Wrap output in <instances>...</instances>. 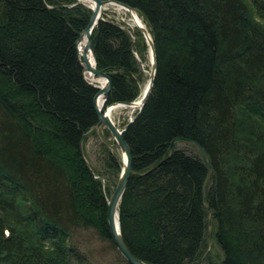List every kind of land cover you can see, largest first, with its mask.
<instances>
[{"label": "trees", "instance_id": "1", "mask_svg": "<svg viewBox=\"0 0 264 264\" xmlns=\"http://www.w3.org/2000/svg\"><path fill=\"white\" fill-rule=\"evenodd\" d=\"M75 1L0 0V264H85L73 227L113 245L109 194L79 151L97 88L77 60L90 10ZM115 1L142 18L156 58L122 126L132 155L122 240L147 264H198L210 261V229L220 264H264V0ZM112 21L90 35L111 83L104 106L139 96L147 60L138 28ZM105 164L119 173V157Z\"/></svg>", "mask_w": 264, "mask_h": 264}, {"label": "water", "instance_id": "2", "mask_svg": "<svg viewBox=\"0 0 264 264\" xmlns=\"http://www.w3.org/2000/svg\"><path fill=\"white\" fill-rule=\"evenodd\" d=\"M88 1L91 2L90 6H87L81 0H76V2L81 3L82 5H84L90 10L88 21L86 25L84 26V28L79 32L77 39L75 41L76 56H77L79 65L82 68V75L85 71H88L95 77L103 79L104 83L102 86H98L87 80L88 83L92 84L94 87L97 88V92L95 93L93 100H92L93 110L96 114L97 121L91 128L96 130L102 126L109 132L112 140L114 141L115 145L117 146L120 152V163H121L115 186L106 200V221H107L111 241L116 251L119 253V255L122 258H124L128 264H147L146 262L132 255V253L129 251L128 247L126 246L124 240H122V237L120 235L118 215H117V206H118L121 194L122 192H124L126 188L128 178L132 170L131 169L132 155H131V151H130L128 144L126 143L124 138H122V135H121L124 129H118L113 124L109 115L106 113V109L111 108L116 105H124L125 107L129 109L136 108L137 110H140L142 108L149 94V91L152 87V83H153L155 72H156V58H155L154 44H153L152 37L146 25L144 24V22L142 21L140 17H139L140 19L138 22V20L136 19L137 12L132 7L128 6L127 4L115 1V0H88ZM106 4H111L113 8L118 9V10H125L129 13L130 19L132 20L135 27H137L138 30L143 35L146 45L148 47V53H149V58H150V72H149L147 83L143 91L141 92L139 99L133 100L130 102H113V103L107 104L105 108H102L109 94V91L111 89V83H110V79L107 74L95 68L93 51L91 48L90 35H91L92 30L98 23V21L102 19L103 7ZM80 43H82L81 52H79ZM87 52H90L92 56V65H89L88 61L86 60ZM83 78L86 80L84 75H83ZM98 98H101V101H102L101 107L97 106L96 101ZM186 141L194 144L197 147V149L206 156V153L203 151V149L198 143L190 139H186ZM172 148H173V144L170 146V149ZM79 151H80L82 158L85 160L82 150H81V143L79 144ZM211 171L212 170L210 168L209 173H211ZM207 238L208 240L210 238V229L208 230Z\"/></svg>", "mask_w": 264, "mask_h": 264}, {"label": "rangeland", "instance_id": "3", "mask_svg": "<svg viewBox=\"0 0 264 264\" xmlns=\"http://www.w3.org/2000/svg\"><path fill=\"white\" fill-rule=\"evenodd\" d=\"M108 9H112L113 11ZM108 9L107 11L106 9L103 10L102 16H104L106 19H111L117 23H121L129 29H134L135 25L130 20L129 13L127 11L118 10L115 8ZM146 55L147 60L144 64L141 65L144 73V81L141 84V92L143 91L147 83L150 72V58L148 49L146 51ZM138 98L139 97H137L135 100H137ZM136 110V108L115 110L111 113L110 118L113 124L118 129H121L122 126H124V124L127 122V120H132V117ZM106 131L107 130L102 126L96 130L93 129L89 131L90 133L88 132L84 136V141L81 142V150L87 164L89 163L88 165L100 177V182L102 180V187L104 189H107V192L110 195L115 186L118 172L109 169L110 167L108 168L105 163L107 161L108 153L119 157L120 160V152H118L119 150L114 141H112L109 132ZM178 145L180 147L187 146L184 143H179ZM210 216L211 214H209V219ZM208 241L207 251L211 250L210 261L214 264H220L222 259L221 248L215 243V241H211L210 238ZM69 243L73 247L74 251H77L79 255L84 258L85 264H128L125 259L119 255L115 247L109 241L100 237L97 234L96 230L92 227L71 228L69 233ZM210 261L201 260L198 262V264H210Z\"/></svg>", "mask_w": 264, "mask_h": 264}, {"label": "bare ground", "instance_id": "4", "mask_svg": "<svg viewBox=\"0 0 264 264\" xmlns=\"http://www.w3.org/2000/svg\"><path fill=\"white\" fill-rule=\"evenodd\" d=\"M81 1H83L87 6H90L91 5V2L90 1H88V0H81ZM76 2V1H75ZM79 6V5H78ZM108 8H113V6L111 5V4H106L104 7H103V10H105L106 9V11H107V9ZM108 10H111V11H113L112 9H108ZM121 12H123V11H121ZM106 15V14H105ZM136 19L138 20V22H139V19L141 18L138 14H136ZM140 17V18H139ZM105 18V17H104ZM142 19V18H141ZM131 20V19H130ZM105 21V20H104ZM132 21V20H131ZM143 21V20H142ZM113 22V21H112ZM100 23V22H99ZM113 24H115L114 22H113ZM119 24V23H118ZM117 24V25H118ZM121 24V23H120ZM132 25V24H131ZM146 25V24H145ZM120 28H122V27H120ZM123 29V28H122ZM135 29H136V27H135ZM129 30V29H128ZM82 43H83V41H82ZM82 43H80L79 44V52H81V48H82ZM135 53V52H134ZM86 60L88 61V63H89V65H92V56H91V54H90V52H87V54H86ZM138 60V59H137ZM144 64V63H143ZM142 65V64H141ZM83 75H84V77L86 78V80H88V81H90V82H92V83H94V84H96V85H98V86H102L103 85V79H101V78H97V77H95L94 75H92L90 72H88V71H85L84 73H83ZM146 83V82H145ZM143 88V87H142ZM140 94H141V92H140ZM139 94V95H140ZM138 97H140V96H138ZM139 99V98H138ZM133 101V100H132ZM96 103H97V106H99V107H101L102 106V101H101V98H98L97 99V101H96ZM106 106V105H105ZM105 106L103 105L102 106V108H105ZM121 109H127V107H125L124 105H116V106H113V107H111V108H107L106 109V113L109 115V117H110V115H111V113L113 112V111H115V110H121ZM111 119V118H110ZM112 121V120H111ZM128 121V120H127ZM131 124V123H130ZM125 126V125H124ZM121 129H124V128H121ZM91 130H93V128H91L89 131H91ZM88 131V132H89ZM87 132V133H88ZM86 133V134H87ZM90 133V132H89ZM94 133V132H93ZM105 133V132H104ZM92 134V133H91ZM97 134V133H96ZM89 135V134H88ZM107 136V135H106ZM87 137V136H86ZM102 139V138H101ZM84 141V140H83ZM101 141V140H100ZM113 141V140H112ZM193 146V145H192ZM82 147H83V145H82ZM84 152V151H83ZM119 152V151H118ZM85 153V152H84ZM114 153V152H113ZM120 154V153H119ZM201 154V153H200ZM89 164V163H88ZM121 164V163H120ZM131 174V173H130ZM129 179V178H128ZM101 182H102V180H101ZM118 224H119V222H118Z\"/></svg>", "mask_w": 264, "mask_h": 264}]
</instances>
